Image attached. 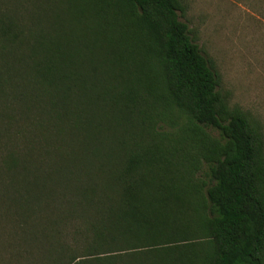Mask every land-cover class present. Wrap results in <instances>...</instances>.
Wrapping results in <instances>:
<instances>
[{"label": "trees", "instance_id": "16d2710c", "mask_svg": "<svg viewBox=\"0 0 264 264\" xmlns=\"http://www.w3.org/2000/svg\"><path fill=\"white\" fill-rule=\"evenodd\" d=\"M185 11L0 0L3 263L264 264V134Z\"/></svg>", "mask_w": 264, "mask_h": 264}, {"label": "rangeland", "instance_id": "374dc122", "mask_svg": "<svg viewBox=\"0 0 264 264\" xmlns=\"http://www.w3.org/2000/svg\"><path fill=\"white\" fill-rule=\"evenodd\" d=\"M181 2L186 9L181 20L213 62L219 90L264 134V0ZM0 264H5L1 257Z\"/></svg>", "mask_w": 264, "mask_h": 264}]
</instances>
